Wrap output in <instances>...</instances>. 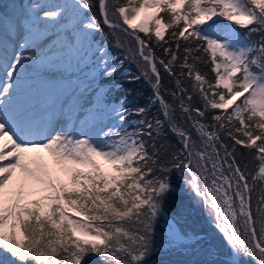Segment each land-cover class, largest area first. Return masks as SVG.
Returning a JSON list of instances; mask_svg holds the SVG:
<instances>
[{
    "label": "snow or ice",
    "instance_id": "1",
    "mask_svg": "<svg viewBox=\"0 0 264 264\" xmlns=\"http://www.w3.org/2000/svg\"><path fill=\"white\" fill-rule=\"evenodd\" d=\"M101 21L138 45L164 119L113 95L122 87L113 77H133L96 39ZM153 23L157 41L179 29L159 65L192 80V94L175 80L171 104L160 94ZM201 52L213 80L196 68ZM235 145L250 150L254 171L241 168ZM193 198L222 240L188 223ZM96 258L264 264V0L0 3V264Z\"/></svg>",
    "mask_w": 264,
    "mask_h": 264
},
{
    "label": "trees",
    "instance_id": "2",
    "mask_svg": "<svg viewBox=\"0 0 264 264\" xmlns=\"http://www.w3.org/2000/svg\"><path fill=\"white\" fill-rule=\"evenodd\" d=\"M8 1L3 0L1 3H6ZM93 4H95V0H92ZM127 0H120V3H126ZM136 2V0H134ZM111 3V0H109ZM111 13V9H110ZM91 16H95L97 20H100L97 8L94 6L90 12ZM165 22H167V17H165ZM227 23L226 21L224 22ZM152 28V47L154 49L155 55L157 57V68L160 71V75L162 77L160 94L163 96L164 100L169 104L173 103V97L170 95L171 91L176 90L175 80L177 78H181L183 80V86L188 89V93L192 94V80L187 76V70L185 71L184 77H179V73L181 69L179 67L174 68L176 72V76L170 77L169 74L159 65L160 59H170V57L164 54L163 49L167 47H171L173 51H176V44L174 43V38L171 36L173 31H178L177 26H173L168 28L165 31V40L164 41H157L154 32H155V24L151 25ZM239 32L242 34H246L247 30L243 28H237ZM131 31V30H130ZM141 35L142 38H145V34L138 33ZM99 41H103L106 47L109 49L110 54L115 55L119 60L123 61V68L126 69L128 72L131 73L133 79H129L126 75H121L119 77H113V79H119L122 87L113 93V95L120 99L126 98L127 101L131 102V106L136 107H144L147 106L148 111V118L153 119L154 117H159L160 119H164L163 115L161 114V104L157 100V102L153 105L150 103L151 100L155 99L153 96V88L152 83L154 81L146 78L144 76V72L147 70L146 65L143 63L142 60L136 55L134 52L138 45L135 41L122 32L114 33L111 29L107 28L103 25L101 21V33L97 34L96 36ZM118 37V39H117ZM253 40L260 39L258 34H254L252 37ZM183 44V41H181ZM201 61L196 65V68L200 71L202 75H205L209 80L214 79V73L211 71V64L208 57V54L201 52ZM182 62V61H179ZM178 62V63H179ZM134 77H139V79H134ZM131 92V95H128V92ZM179 95V93H177ZM187 102V101H186ZM239 102V101H238ZM177 105H179V100L175 101ZM194 105H199L203 107L202 101L199 100L198 97H195L193 100ZM130 120L139 119V117H129ZM171 143L176 147L179 148L178 138H172ZM223 143L229 145L228 151L233 152V142L225 137L223 139ZM259 143V142H257ZM223 155V150H221ZM234 155L236 156L237 161L240 163L242 169L245 168L247 165L248 172L254 171L255 162L252 160L251 152L249 149L242 148L239 145H235ZM260 197V187L257 186L256 190L252 193V207L253 211L255 212L256 203ZM188 223L194 226L198 231H203L205 233L211 234L216 237L218 240H222L219 232L216 230L212 218L208 215L206 209L203 205L196 206V201L193 200L190 203V216ZM257 229H259V224H257ZM27 241H25L26 243ZM97 264H100L99 258H96Z\"/></svg>",
    "mask_w": 264,
    "mask_h": 264
},
{
    "label": "rangeland",
    "instance_id": "3",
    "mask_svg": "<svg viewBox=\"0 0 264 264\" xmlns=\"http://www.w3.org/2000/svg\"><path fill=\"white\" fill-rule=\"evenodd\" d=\"M7 1H8V0H7ZM96 39L99 41V39H98L97 37H96ZM104 45H105V44H104ZM105 47H106V45H105ZM17 175H19V171L17 172ZM61 178L64 179V180H66L65 175H64V176L62 175Z\"/></svg>",
    "mask_w": 264,
    "mask_h": 264
}]
</instances>
